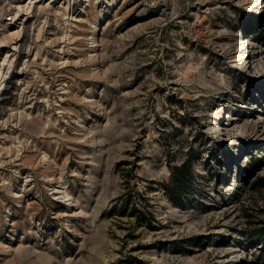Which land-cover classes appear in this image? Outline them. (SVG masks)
Wrapping results in <instances>:
<instances>
[{
	"label": "rangeland",
	"instance_id": "rangeland-1",
	"mask_svg": "<svg viewBox=\"0 0 264 264\" xmlns=\"http://www.w3.org/2000/svg\"><path fill=\"white\" fill-rule=\"evenodd\" d=\"M60 1L0 0V264H264V0Z\"/></svg>",
	"mask_w": 264,
	"mask_h": 264
},
{
	"label": "bare ground",
	"instance_id": "bare-ground-1",
	"mask_svg": "<svg viewBox=\"0 0 264 264\" xmlns=\"http://www.w3.org/2000/svg\"><path fill=\"white\" fill-rule=\"evenodd\" d=\"M62 4L64 3L65 5V9L67 8V0H61L60 1ZM27 3V2H26ZM25 4V3H24ZM29 4V7H38V8H42L41 6H43V5H40L41 4V2H40V0H29V2L27 3V5ZM60 4V3H59ZM16 6H18V5H16ZM22 6V5H21ZM25 7H27L26 5H25ZM27 8V9H30V8ZM19 8H21L20 6H18L17 7V10L19 9ZM23 8V7H22ZM63 8V9H64ZM13 9V7H10V10H12ZM27 12V11H26ZM16 16V15H15ZM64 17V16H63ZM72 17V16H71ZM25 18V17H24ZM69 18V17H68ZM13 20V19H12ZM22 22V21H21ZM40 23V22H39ZM20 25L22 24V23H19ZM42 24V23H41ZM37 25V24H36ZM19 28V27H18ZM40 31V30H39ZM18 33H19V31H16V32H12V33H10V35H9V37L10 36H14V35H18ZM38 33V32H37ZM39 35V34H38ZM17 37V36H16ZM37 39V38H36ZM21 41V40H20ZM15 48V47H14ZM14 48L12 47V49L14 50ZM17 50V49H16ZM10 54L7 52L6 53V55H5V60L7 59V57L9 56ZM11 58V57H10ZM250 58H253L251 55H250ZM4 60V59H3ZM60 60V59H59ZM34 62V61H33ZM64 62V61H63ZM1 63V62H0ZM12 63H14V62H12ZM26 64V63H25ZM7 65V64H6ZM11 65V64H10ZM6 67V66H5ZM8 69H9V67H8ZM1 71V70H0ZM4 71V70H3ZM1 75V74H0ZM1 82V81H0ZM10 117V116H9ZM6 123V122H5ZM17 139V138H16ZM19 144V143H18ZM15 145V144H14ZM16 158V157H15ZM8 159V158H7ZM58 191H55V193H57Z\"/></svg>",
	"mask_w": 264,
	"mask_h": 264
},
{
	"label": "trees",
	"instance_id": "trees-1",
	"mask_svg": "<svg viewBox=\"0 0 264 264\" xmlns=\"http://www.w3.org/2000/svg\"><path fill=\"white\" fill-rule=\"evenodd\" d=\"M247 236V235H246ZM247 239L253 243H262L264 245V227L248 233Z\"/></svg>",
	"mask_w": 264,
	"mask_h": 264
}]
</instances>
